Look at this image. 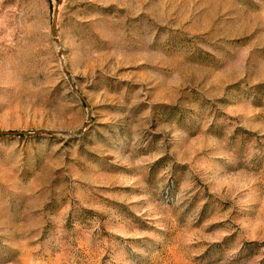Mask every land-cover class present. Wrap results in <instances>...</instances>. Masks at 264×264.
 Instances as JSON below:
<instances>
[{
    "label": "rangeland",
    "instance_id": "obj_1",
    "mask_svg": "<svg viewBox=\"0 0 264 264\" xmlns=\"http://www.w3.org/2000/svg\"><path fill=\"white\" fill-rule=\"evenodd\" d=\"M84 126L0 136V264H264V0H0V131Z\"/></svg>",
    "mask_w": 264,
    "mask_h": 264
},
{
    "label": "water",
    "instance_id": "obj_2",
    "mask_svg": "<svg viewBox=\"0 0 264 264\" xmlns=\"http://www.w3.org/2000/svg\"><path fill=\"white\" fill-rule=\"evenodd\" d=\"M59 3L58 2L56 9H55V13H54V19H53V23H52V27H51V35L53 40L59 45V41L58 39L55 37V33H56V22H57V16H58V7H59ZM59 56L61 58L62 64L64 63L63 61V56H62V50L60 49L59 51ZM65 71V74L72 86V89L74 90V92L86 103L87 107H89V104L87 103L86 99L84 98V96L77 90L76 85L73 83V79L70 77L69 73ZM89 122L91 121V117L89 115ZM86 126H84L82 129L77 130V131H51V130H47V129H41V130H37L33 133H27V132H16V131H0V136H20V135H32V136H38V135H42V134H71V133H76L79 134L81 133Z\"/></svg>",
    "mask_w": 264,
    "mask_h": 264
}]
</instances>
